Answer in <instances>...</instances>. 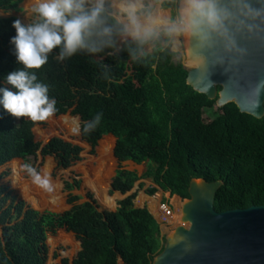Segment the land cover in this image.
<instances>
[{"label": "trees", "instance_id": "16d2710c", "mask_svg": "<svg viewBox=\"0 0 264 264\" xmlns=\"http://www.w3.org/2000/svg\"><path fill=\"white\" fill-rule=\"evenodd\" d=\"M20 3L0 0V11L19 12ZM177 5L171 0L160 7L170 10L173 20ZM104 9L105 26H117L110 45L95 52L86 48L63 60L54 49L48 63L37 70L38 80L49 85V96L57 102L56 112L46 120L67 114L78 118V140L91 154L96 148L103 150L109 138V150L118 163L111 192L126 195L139 180H149L162 193L186 200L190 181L203 179L222 182L213 203L217 213L264 206V116L257 120L241 114L234 104L217 108L215 101L186 85V70L173 61L175 53L169 48L147 53L154 36L140 42L121 34L122 24L108 4ZM141 12L148 14L149 9ZM14 20L0 18V78L21 67L9 43L15 35ZM209 111H214L213 118ZM35 126L0 109V169L37 154L54 160L55 173L81 160L82 149L59 137L41 146ZM124 162L148 166L137 176L121 167ZM6 176L8 172L0 173V264H47V238L59 233L79 244L78 253L60 264H152L163 249L160 225L146 208L134 206L135 194L120 200L114 212H100L89 195L78 203L81 199L71 194L69 210L39 212L2 183ZM78 187L79 182L64 184L68 193ZM30 202L38 208L47 205L44 198Z\"/></svg>", "mask_w": 264, "mask_h": 264}, {"label": "water", "instance_id": "95a60500", "mask_svg": "<svg viewBox=\"0 0 264 264\" xmlns=\"http://www.w3.org/2000/svg\"><path fill=\"white\" fill-rule=\"evenodd\" d=\"M217 4L226 17L220 30L204 38L180 35L186 85L217 108L234 104L239 113L260 120L264 91L255 107L250 91L264 82V0ZM221 186V181H190L189 198L180 199L179 225L164 235L152 264H264V206L217 213L213 203Z\"/></svg>", "mask_w": 264, "mask_h": 264}, {"label": "rangeland", "instance_id": "374dc122", "mask_svg": "<svg viewBox=\"0 0 264 264\" xmlns=\"http://www.w3.org/2000/svg\"><path fill=\"white\" fill-rule=\"evenodd\" d=\"M133 1L134 5H136V15L140 23L143 26L150 27L152 29V35L154 36V42L148 44L145 49L146 52L151 53L158 48H169L175 53L173 61L184 65V52L180 35H169L166 31L172 23L177 21L178 6L182 0H174L178 1V5L177 17L173 20H171L170 17V10H163L160 7L162 2L171 0H157V4L151 0ZM36 3L37 0H21L19 12L3 13L0 11V18H16L26 24L35 22L37 14L32 12L31 9ZM96 3L97 0H86V6H95ZM103 3L109 5L112 10V15L118 22L121 24L127 22V14L124 9L132 4L130 1L103 0ZM144 7L149 9L148 14L141 12ZM159 11L162 16L159 19L155 17V22L153 23L152 16H156ZM157 35H160V37L158 38ZM207 115L213 118L214 111L207 112ZM79 125L78 118L71 117L67 114L56 120L36 122V126L33 128L35 140L41 146L52 137H59L64 141L78 145L82 149V152L80 154L81 160L77 164L66 170L55 173L54 160L48 157L43 159L37 154L36 157L26 162L15 160L1 168L0 173L4 171L8 172V176L2 180V183L9 184L18 199L24 200L28 206L39 212L47 211L60 214L69 210L70 205L67 204L68 194L80 198L81 200H79L78 203L86 201L89 195L95 207L100 212H114L117 208V203L122 200L125 195L111 192L110 190V183L118 168V163L109 150V138L105 139V148L103 150L96 148L94 153L91 154L89 146L78 140ZM76 126L77 132L75 131ZM25 164L35 168L42 177L47 176L50 180V187L45 188L34 183L32 177L24 168ZM147 166V163H143L139 166L129 162L121 163V167L124 170L135 172L137 176H141L146 171ZM66 182L70 184L79 182V187L68 193L64 190V184ZM151 188L156 187L149 180H139L134 185L132 191L127 194L136 195L133 201L134 206L136 208H146L149 211L160 225L161 236L164 237L166 233L170 232L176 225H179L178 214L181 200L177 196H170L169 193H163L164 201H166L173 212L172 217L163 218L159 213L155 212L154 208H151V206L155 205L153 199H151L154 193L150 196L147 194V191ZM24 192L28 193L25 194ZM156 192L161 191L157 189ZM41 198L46 200V206L38 208L33 206L30 202V200L35 199L40 201ZM52 204L54 207L51 208ZM47 246L49 249L47 264H60L62 259L74 257L79 251V244L75 242L70 235L60 233L55 237L49 236L47 238Z\"/></svg>", "mask_w": 264, "mask_h": 264}, {"label": "clouds", "instance_id": "9594fccd", "mask_svg": "<svg viewBox=\"0 0 264 264\" xmlns=\"http://www.w3.org/2000/svg\"><path fill=\"white\" fill-rule=\"evenodd\" d=\"M31 11L37 14L35 22L26 24L16 19L11 25L15 31L9 40L11 54L21 67L0 78V109L17 119L40 122L56 112L57 102L49 96V85L37 76V70L48 63L49 54L58 48L59 59L63 60L86 48L98 51L111 44L117 26H105L103 0H97L94 7H87L86 0H37ZM124 11L127 22L119 26L120 33L140 42L150 38L152 29L140 23L136 5L130 4ZM225 19L217 0H184L177 21L166 31L174 36L191 34L204 38L209 32L220 30ZM262 91L264 82L251 89L252 107L258 106ZM241 101L249 103L246 98ZM99 119L97 116V123ZM24 168L34 183L50 187L47 176L42 177L31 165L25 164Z\"/></svg>", "mask_w": 264, "mask_h": 264}, {"label": "built area", "instance_id": "2783aa9c", "mask_svg": "<svg viewBox=\"0 0 264 264\" xmlns=\"http://www.w3.org/2000/svg\"><path fill=\"white\" fill-rule=\"evenodd\" d=\"M155 203V211L159 213L163 218H170L173 216V212L163 199L162 192H155L151 197Z\"/></svg>", "mask_w": 264, "mask_h": 264}, {"label": "bare ground", "instance_id": "6f19581e", "mask_svg": "<svg viewBox=\"0 0 264 264\" xmlns=\"http://www.w3.org/2000/svg\"><path fill=\"white\" fill-rule=\"evenodd\" d=\"M127 1H130L132 4H134V1L133 0H127ZM158 11V10H157ZM162 16L161 12L159 11L158 14H156V16H152V19H153V23L155 22V17H157V19H159L160 17ZM182 203V202H181ZM151 208H154V206H151ZM181 209V206L179 207V211ZM179 221V220H178Z\"/></svg>", "mask_w": 264, "mask_h": 264}, {"label": "crops", "instance_id": "0c3cea01", "mask_svg": "<svg viewBox=\"0 0 264 264\" xmlns=\"http://www.w3.org/2000/svg\"><path fill=\"white\" fill-rule=\"evenodd\" d=\"M171 17V16H170ZM129 163H131V162H129ZM154 210H155V205H154ZM156 212V211H155ZM119 264H122L121 262L119 263Z\"/></svg>", "mask_w": 264, "mask_h": 264}]
</instances>
